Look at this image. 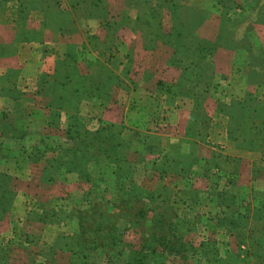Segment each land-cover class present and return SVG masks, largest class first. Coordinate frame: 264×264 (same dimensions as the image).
Here are the masks:
<instances>
[{"label": "crops", "instance_id": "obj_1", "mask_svg": "<svg viewBox=\"0 0 264 264\" xmlns=\"http://www.w3.org/2000/svg\"><path fill=\"white\" fill-rule=\"evenodd\" d=\"M73 2L69 0L70 5ZM102 2L80 1V14L58 19L40 20L39 14L35 22L39 34L21 42L28 52L13 55L22 58L13 63L20 75L26 66L32 62L35 65L32 77L20 79L26 84L32 81L27 89L50 91L44 97L50 102L42 103L44 94H36L38 101L32 108L48 113V109H60L53 106H77V117H83L89 128L105 121L130 129L138 151L145 136L147 146L158 138L156 153L145 155L149 153L141 151L144 163H138L134 154V172L142 173L143 168L151 169L160 163L165 171H171L173 166L176 171L183 170L182 176L171 173L173 182L169 186L177 178L186 186L188 196L197 199L202 195L211 207L202 213L196 208L189 215L182 212L181 219L214 218L209 223L215 241V235L224 236L236 244V249L240 248L238 252L251 250L242 239L251 232L247 221L244 220L243 228L234 223L264 207V24L253 25L247 15L235 22L222 0H106L107 12L100 9ZM70 5L61 3L65 11ZM90 8L100 9L99 16L89 17ZM47 10L64 13L55 7ZM233 10L246 13L239 4ZM50 27L56 34L48 37L46 29ZM248 28L258 61L249 60V34L238 33ZM76 64H83V68L72 72ZM91 66L95 70L88 71ZM252 72L258 77H250ZM87 74L97 79H92L93 87H87L98 92L91 93L89 88L77 84L79 77ZM43 75L49 77L46 84L40 80ZM76 75L77 81L73 78ZM64 90L69 94L67 105L58 104V98L54 101L58 91ZM25 116L27 120H19L17 126L29 132L33 128L32 114ZM45 116L31 118L37 121L36 134L44 132L48 121ZM63 118L65 114L60 113L58 125ZM252 121L256 123V133ZM154 126L156 132L145 134L147 128ZM30 134L34 135L33 131ZM253 137L256 139L251 141ZM19 152L24 172L15 174L20 185L12 194L8 217L29 218L35 213L33 217L39 220L28 221L26 226L39 234L59 224L49 204L74 192V196L82 198L88 194L89 182L81 181L75 171L65 172L72 173L65 181L55 176L50 183L41 182L39 174L46 156L40 154L34 163L29 152ZM156 154L159 159L154 157ZM152 160L154 164L150 163ZM88 170L92 174L91 165ZM135 183L145 185L141 181ZM29 199L42 203L36 209L30 208ZM217 218L227 219V233ZM70 221L77 227L73 213ZM174 234H178L177 230ZM218 262L222 263L220 259Z\"/></svg>", "mask_w": 264, "mask_h": 264}, {"label": "rangeland", "instance_id": "obj_2", "mask_svg": "<svg viewBox=\"0 0 264 264\" xmlns=\"http://www.w3.org/2000/svg\"><path fill=\"white\" fill-rule=\"evenodd\" d=\"M61 1L70 5L69 0H0V264H80L82 262L84 264H124L128 260L129 255L131 256V260L137 258L134 253L135 249H140V246L144 244L147 245L146 247L155 249L154 252L158 255L162 252L163 255H161L165 257L163 264H217L218 259L222 261L219 264H242L244 261H248L249 264H264V207L260 211H255V213L253 211L251 215L249 213L248 216L237 220L242 225L240 227L237 224L238 228H243L244 220H246L247 225L251 229L250 233L247 232L242 236L247 246L249 248L251 246L252 248L251 250L249 249V255L246 257L241 255L236 256V252L240 248L237 247L236 249V244L233 241H226V237L218 235V238L215 235L217 239L216 241L214 240V234L211 235V225L209 223L214 218H210L209 216L206 219L187 218L186 223L181 225L184 233L180 237L182 242H179L182 244V247L181 249L174 248L176 247L175 241L178 234H174L176 230L173 226L181 220L182 212L189 215L196 208L199 213H202L207 208H210L211 205L202 195L197 199L194 196H188L186 186L177 178H174V184L169 186L173 182L170 178L172 176L171 173H174L173 171L164 170V172L159 173L155 170V166L151 169L143 168L142 173L134 172V154L137 157L135 152L137 146L134 147V132L130 133V129L126 130L121 124V136L125 140L123 141L125 143L127 141L128 144L125 162L132 166L130 179L133 182L141 181L144 183V187L148 191L153 192L151 200L144 198L142 202H134V199L129 198L127 194H120L117 191L112 170L108 168L102 176L96 177L95 169L92 168L91 179L87 181L89 182L88 194L81 198L74 196V192L69 194L71 196L64 197V200H57L49 204L55 210V217L57 218V222H59L58 225L55 224L57 226H52L50 229L46 228L42 233L37 234V231L31 232L26 226L29 224L28 221L39 220L33 217L35 213L32 212L29 218L14 219L12 216L8 217L12 194L20 185L18 181L19 176L17 175H21L24 172V163L19 159L21 155L19 151L32 153L30 156L32 162L40 155H33V153L36 154L37 149L41 150V156H46L44 159L45 164L39 174L41 182L50 183L55 176L56 179L65 181L72 175V173L66 174L63 170L50 168L48 158L59 153L60 150L56 144H59L61 147L69 145V140L65 138L64 133L69 124L67 118L71 113H76V116H78V107L76 106L75 111L72 112L67 106L59 105L60 109L57 112H52V109H48V113L35 109L36 107L32 108L31 105L38 101L36 94H44L41 96L42 103L45 101L50 102V99L44 98L47 89L42 88L39 93L36 89H27L32 81H28L27 84L25 81H20L22 76L25 78L33 76L32 72L35 69L33 62L26 66L22 72L23 75L18 73L16 66L13 67L14 62L17 63L18 60H22V58L17 59L18 57H13V55H19L21 51L24 54L28 52V49L21 44L22 40L25 41L24 38L30 37L33 34H39L36 31H40V28L35 25V22L39 19V14H42L40 20L58 19L59 17H66L69 14H80L77 5L83 0H73V5H70L68 11H65L66 7L62 8L64 5L61 7ZM222 3L226 4L228 16L232 14L235 22L240 21L241 17L244 18L247 15L249 20L253 22V25L255 22L257 24H264V0H222ZM237 4L241 6L242 10L246 11L245 14L234 12L233 9L236 8ZM106 5V0H103L100 9L107 12ZM53 7L59 8L64 13L57 11L54 13V11L47 10ZM100 9H87V14L89 17H98ZM128 13L131 12L128 11ZM228 29H230V26ZM250 30V28L246 29V31L243 29L242 31L239 30L238 33L247 32L249 34V39L247 38L246 40V43L252 48L249 60L258 61L256 58L258 56L256 46H254ZM53 32L51 27L47 28L46 36L51 37ZM23 61L25 62V60ZM74 68H83V64H76ZM93 70H95L94 66L88 68V71ZM258 75V73L252 72L250 77L256 78ZM260 76H262V73H260ZM93 77V75L87 74L80 83L82 86L89 88L87 86L93 80H97L96 78L93 79ZM47 78L49 77L43 75L40 77V80L43 82ZM67 82L64 81L63 83ZM92 84L91 87H93ZM89 89L92 90V88ZM68 95L66 94V90H64V93L58 91V97L61 96L58 104L67 105L66 99ZM122 95L126 97L128 94ZM56 99L57 96H54V101ZM126 112L129 113V110ZM237 112L235 110L233 113L236 114ZM26 113L27 115L31 113V118H33V115L38 117L40 114L41 116L47 115V126L42 134L40 132L36 134L38 130H36L34 123L37 121L31 118L32 124L30 123V125L34 129L29 126L31 128L29 132L26 131V128L17 126L20 123L19 120H27ZM60 113L65 114V119L63 118V123L58 125L57 118ZM100 122L110 123L105 121ZM99 125L100 123H97L95 126L92 125L93 128H89L84 118L78 117L75 128L83 127L89 131H93ZM31 131H33L34 135L30 134ZM145 131V134H151L147 131L156 132V126L151 129L147 128ZM145 138L146 136L144 137V142L147 140ZM47 147H54V150L51 151ZM145 155L142 156V159L138 157V163L145 162ZM154 157L159 159L157 154ZM14 163L16 165L13 170L11 168ZM150 163L154 164V160L150 161ZM160 165L161 163L158 167ZM44 168H46V171ZM33 171L35 172V170ZM50 174H52V178L49 180ZM187 191H189V188ZM120 199H127L128 202H119ZM97 201L98 207H96L94 213L96 219L93 218L100 221V231L96 234L87 232L84 236L86 239L83 240L76 235L77 227L72 226V222L70 221L71 214L73 213L76 216L79 214L83 215ZM27 202V207H34L35 209L42 203L38 202L37 204L32 199H29ZM142 205L144 207L143 210H145L144 217L138 218L134 213ZM140 209L142 210V208ZM202 215L204 217V214ZM217 219V221L219 219L222 220L226 229L225 233H227V219ZM86 224L89 226L93 225L89 220ZM33 225H31L32 229H34ZM167 233L173 235L172 238L174 239L167 244L165 242L160 244V236L165 237ZM111 237H114L115 240L111 241ZM212 240H214V243L217 242L216 247ZM201 246L204 247L205 252H202ZM170 247H172V250H169ZM244 251L239 253L243 254Z\"/></svg>", "mask_w": 264, "mask_h": 264}, {"label": "trees", "instance_id": "obj_3", "mask_svg": "<svg viewBox=\"0 0 264 264\" xmlns=\"http://www.w3.org/2000/svg\"><path fill=\"white\" fill-rule=\"evenodd\" d=\"M75 70L76 69L74 68L73 65L72 72H74ZM78 77H79L78 75L73 76V78L76 81ZM79 78L81 79L78 80L77 84L82 86L80 82H82L84 78L83 77H79ZM42 83L46 84V81H43ZM47 91L50 92L49 90ZM90 92L94 93L98 91L92 89L90 90ZM57 98L59 101L61 99V96L59 97L57 96ZM59 107L60 106H53L52 108H59ZM68 108L70 111L74 112L76 106L72 105L69 106ZM230 117L233 118V116ZM67 121L69 122V124L68 127H66L64 133L66 136L65 138L69 140L68 143L69 145L61 147L59 144H56L59 147L60 151L55 156L48 158L49 166H51L50 168L62 169L64 172L75 171L79 175V178L85 181H90L91 179V174L90 171L88 170L89 165H91V167L95 169L96 177L102 176V174L106 171V169L109 168L110 170H112L111 172L114 178L115 188L117 189L118 192H120V194H127L129 198L134 199V202H142V199L144 198L150 200L152 199L153 192L148 191L143 185H139L130 179L131 178L130 175L132 173V166L131 164H127L125 162V155H126V150L128 148V144L127 141L126 143L124 142L125 140L121 136L120 125L102 122L93 131H89L83 127L75 128V124L78 122V117L76 116V113L75 114L71 113L70 115H68ZM251 127L255 130L256 133L257 127L255 122L253 121L251 122ZM255 139L256 138L253 137L251 141ZM158 140H159L158 138H154L152 140L153 142L148 146L146 141L142 143L140 150L139 151L135 150L136 155H138V153L141 154V156L138 155L137 157L142 159V156L144 154H142L141 151L148 152L149 154L156 153L154 148L155 145L158 144ZM47 148H50L51 151L54 150V147H47ZM39 150L40 149H37L36 154L33 153V155L38 156V154H42L41 150L40 151ZM31 155L32 153L31 154L29 153L28 156L30 157ZM184 163H186V161H184ZM173 167L169 170L176 173V168ZM44 170L46 171V168H44ZM155 170L159 173L164 172L161 166L160 167L156 166ZM177 172L179 175L185 173L183 170ZM51 178H52V174L49 175V180ZM119 202L127 203L128 201L127 199L124 200L120 199ZM97 203L98 201L94 202V205H92L91 208H88V210H86V212L83 215L79 214L76 216L77 218L76 235L78 237H81L83 240L86 239L84 236L85 234H87V232L96 234L99 233L100 231V227H101L100 221L95 220L96 218L94 217L96 207H98ZM140 208H142V210ZM140 208L136 213H134V215L137 216L138 218H143L145 213V210H143L144 208L143 205ZM88 220L89 222L91 221L93 223L92 226L86 224ZM186 221L187 219H181L176 225L173 226V228L178 232L177 239L175 241L176 247L174 248L181 249L182 247V244L180 243L182 242L180 237H182L184 231L182 230L181 225L186 223ZM234 224L236 225V227L237 224H239L240 227H242L241 223L235 222ZM172 237L173 235H170L168 233L165 234V237L160 236L159 243L161 244L162 242H165L167 244L169 241L174 239ZM114 240L115 238L111 237V241ZM146 246L147 245L144 244L140 246V249L138 250L135 249L134 253L137 256V258L131 260V256L129 255L128 260L124 264H163L165 257L162 256L163 255L162 252L159 251L160 255H158L154 252L155 249ZM201 248H202L201 249L202 252H205L204 247L201 246ZM169 250H172V247H170ZM237 255L246 257L249 255V252L245 250L243 254H240L238 252ZM83 256L81 257L83 258ZM80 264H84V263L82 262ZM217 264H219V262ZM242 264H249V263L248 261H244L242 262Z\"/></svg>", "mask_w": 264, "mask_h": 264}]
</instances>
